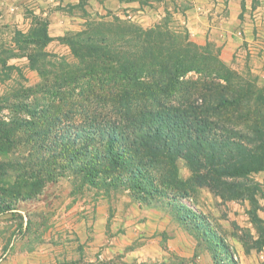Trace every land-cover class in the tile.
<instances>
[{"label": "rangeland", "instance_id": "1", "mask_svg": "<svg viewBox=\"0 0 264 264\" xmlns=\"http://www.w3.org/2000/svg\"><path fill=\"white\" fill-rule=\"evenodd\" d=\"M0 16V123L33 122L29 113L17 106L29 104L34 109L38 103L49 101L48 95L34 88L41 80V71L52 80L65 68L80 65L65 38L86 30L108 36L112 54L135 65L138 73L154 53L167 48L170 37L172 47L178 44L192 54L195 49L204 51L208 59L201 66L202 73L188 71L179 78L178 87H168L159 98L168 101L184 95L200 102L203 83L225 85L218 77L227 67L232 83L248 100L238 109L221 111H234L230 116L219 114L222 122L226 128L251 135L259 120L258 127L264 132V0H0ZM43 30L50 38L47 42L41 40ZM32 55L34 62L28 58ZM148 68L145 64L143 69ZM145 71L136 76L137 81L139 76L146 78ZM135 92V98L141 99L143 91ZM206 108L211 115L213 105ZM42 143L36 141L35 149ZM31 145L29 140L24 150L10 147L0 151V167L19 162L15 168L24 171L8 168L0 173V264H89L88 255L92 258L94 253L85 249L86 243L78 242L82 226L87 228L89 221L98 220L104 213L110 217L108 243L112 241L110 245L115 246V214L120 215L128 198L139 202L126 185L99 191L87 185L74 187L70 173L58 172L53 181L41 174L29 177L26 163L32 160L27 155ZM37 153L34 161L47 151ZM189 163L183 157L175 158L180 184L151 203H159L174 224L189 232L187 249H169L162 242L165 252L160 256L138 260L129 253L144 241L138 240L122 251L110 252L109 260L91 264H264V169L248 176L222 177L234 184L225 190L220 184L213 188L206 181H198ZM15 184L18 188L13 193ZM180 205L187 210H180ZM191 213L196 214V220ZM168 233L172 232H165L164 240ZM13 252L17 256L11 260Z\"/></svg>", "mask_w": 264, "mask_h": 264}, {"label": "trees", "instance_id": "2", "mask_svg": "<svg viewBox=\"0 0 264 264\" xmlns=\"http://www.w3.org/2000/svg\"><path fill=\"white\" fill-rule=\"evenodd\" d=\"M41 36L42 42L50 40L46 30ZM29 39L34 44L35 40ZM65 40L81 64L65 68L52 80L41 71V80L34 88L48 95L49 101L38 103L34 109L29 104L17 106L26 110L33 122L0 123V151L25 148L30 140L27 155L32 160L26 163L29 177L41 174L53 181L58 172L70 173L74 187L87 185L99 191L126 185L141 205L161 208L159 203H151L180 184L175 158L187 159L198 181H206L213 188L220 184L225 190L234 184L222 177L248 176L264 169V132L258 127L259 120L257 127L254 120L251 122L254 131L247 127L251 135L234 127L226 128L221 120L222 115L234 112L221 111L228 107L238 109L248 100L246 93L232 83L227 67L223 65L225 71L218 77L225 85L215 81L203 83L199 89L200 102L190 101L184 95L168 101L159 98L168 87L171 90L178 87L179 78L188 71L204 70L201 66L208 59L204 51L195 49L192 54L178 44L172 47L170 37L168 49L154 53L145 63L148 70L142 64L138 73L135 65L112 54L105 34L98 36L83 30ZM28 58L35 61L33 55ZM144 70L146 78L139 76L141 79L137 81L136 76ZM137 90L143 91L141 99L135 98ZM207 104L213 105L211 115L206 110ZM40 140L43 143L35 149V142ZM39 151L47 153L34 161L33 156H38ZM18 165L19 162H10L0 167V173H6L8 168L24 173L15 168ZM17 188L15 184L9 191L14 193ZM170 204L168 200L166 205ZM6 209L11 207L8 205ZM179 209L185 207L180 205ZM191 215L196 220V214Z\"/></svg>", "mask_w": 264, "mask_h": 264}, {"label": "crops", "instance_id": "3", "mask_svg": "<svg viewBox=\"0 0 264 264\" xmlns=\"http://www.w3.org/2000/svg\"><path fill=\"white\" fill-rule=\"evenodd\" d=\"M117 214H115L112 224V228L117 232L113 238L116 239L115 246L110 245L112 241L108 243L106 232L110 217L105 216L104 213L100 214L98 220L89 221L87 228L85 225L82 226L83 238L79 237L78 242L80 245L86 243L88 247L84 246L85 249L92 250L94 253L92 258L88 255L89 264L94 262V260H109L111 257L110 252L122 251L124 247H129V245L133 244V242H138V240L144 241L138 246L129 249V253L138 257V260H145L148 256L153 258L160 256L162 252H165L163 246H161L162 242L169 249H176L177 246L181 247V249L177 248L181 252L187 249L186 239L190 237L189 232L182 226L174 224L172 219H170V214L164 209L146 207L128 198V201L124 203V207L121 209L120 215ZM80 222L85 223L83 220ZM165 232L172 233H168V237H165L164 240L163 234ZM147 236H150V238H147ZM13 253L10 255L11 260L17 256L16 252ZM77 258L81 260L80 256ZM24 264L29 263L25 261Z\"/></svg>", "mask_w": 264, "mask_h": 264}]
</instances>
